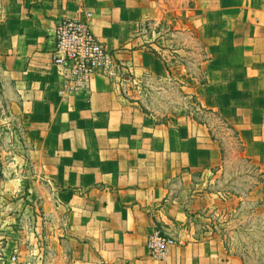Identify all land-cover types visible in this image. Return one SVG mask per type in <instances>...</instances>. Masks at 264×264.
I'll return each mask as SVG.
<instances>
[{"label":"crops","instance_id":"crops-1","mask_svg":"<svg viewBox=\"0 0 264 264\" xmlns=\"http://www.w3.org/2000/svg\"><path fill=\"white\" fill-rule=\"evenodd\" d=\"M196 3L208 59L201 84L170 71L154 50L161 38L144 35L164 0H0V68L31 144L28 175L10 178L0 203L8 255L17 248L22 264H242L190 227V198L213 195L222 165L210 128L187 113L161 120L143 100L178 79L264 168V0ZM66 17L88 19L115 58L88 92L62 93L54 32ZM157 230L177 243L163 260L147 246Z\"/></svg>","mask_w":264,"mask_h":264},{"label":"rangeland","instance_id":"rangeland-1","mask_svg":"<svg viewBox=\"0 0 264 264\" xmlns=\"http://www.w3.org/2000/svg\"><path fill=\"white\" fill-rule=\"evenodd\" d=\"M164 2L162 19L160 22L146 21L144 35L161 38L162 46L158 45L154 50L165 59L170 71L174 69L175 75H188L194 83H204L208 60L206 41L198 21L191 18L196 11V0ZM149 10L154 15V10ZM181 85L184 86L175 78L155 84L144 91L143 100L146 109L161 120H166L169 114L187 113L197 120L202 116L209 121L211 135L218 140L215 141L220 150L221 146L224 150L220 173L208 189L213 195L200 199L195 193L189 200V210L195 211L189 212L190 227L203 239L215 238L223 251L238 256L242 264H264V182L256 186L263 177V167L244 156L240 135L238 137L234 130L228 129L216 115L203 113L198 97L187 94L188 90ZM159 87L164 89L159 91ZM28 136L19 101L11 95L0 68L1 204L10 200V178L27 176L31 169ZM261 185L263 187L258 189Z\"/></svg>","mask_w":264,"mask_h":264},{"label":"built area","instance_id":"built-area-1","mask_svg":"<svg viewBox=\"0 0 264 264\" xmlns=\"http://www.w3.org/2000/svg\"><path fill=\"white\" fill-rule=\"evenodd\" d=\"M55 63L61 67L62 93L88 92L91 82L98 74L111 75L114 55L93 33L88 19L64 18L56 26ZM176 240L160 231H154L147 240L152 257L163 260ZM0 264H22L17 248L8 255L6 247L0 245Z\"/></svg>","mask_w":264,"mask_h":264},{"label":"trees","instance_id":"trees-1","mask_svg":"<svg viewBox=\"0 0 264 264\" xmlns=\"http://www.w3.org/2000/svg\"><path fill=\"white\" fill-rule=\"evenodd\" d=\"M198 104H200V106H201V110H202V112L203 113H207V114H214V115H216L218 118H220V120L222 121V123H224V125L228 128V129H232V130H234L235 132H236V134L238 135V137H239V131L236 129V127L233 125V124H231L220 112H218V111H214L213 109H208V108H205V107H203L202 106V104L199 102ZM198 118V117H197ZM197 120V119H196ZM198 121L200 122V123H202V124H206L209 128H210V123H209V121H207V120H204L203 119V117L201 116L200 118H198ZM213 137V139L214 140H216V141H218L214 136H212ZM240 142H241V144H242V146H244L243 145V142L240 140ZM221 146V145H220ZM221 150H222V156L224 157V150L222 149V146H221ZM247 160H249V161H251V159H249V158H246ZM262 169V172H263V177H262V179H260L258 182H257V184H256V186H258V185H260L261 183H263L264 182V169L263 168H261Z\"/></svg>","mask_w":264,"mask_h":264}]
</instances>
